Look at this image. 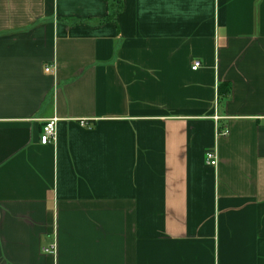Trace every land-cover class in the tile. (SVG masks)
I'll use <instances>...</instances> for the list:
<instances>
[{"label": "crops", "instance_id": "1", "mask_svg": "<svg viewBox=\"0 0 264 264\" xmlns=\"http://www.w3.org/2000/svg\"><path fill=\"white\" fill-rule=\"evenodd\" d=\"M0 264H264V0H0Z\"/></svg>", "mask_w": 264, "mask_h": 264}, {"label": "built area", "instance_id": "2", "mask_svg": "<svg viewBox=\"0 0 264 264\" xmlns=\"http://www.w3.org/2000/svg\"><path fill=\"white\" fill-rule=\"evenodd\" d=\"M201 68V62H195L194 63V70H198ZM45 71L47 73H54L55 69L53 66H48L46 67ZM215 120L218 121L219 118L215 116ZM57 125H58V119L54 118L46 123V125L43 128V133L41 137V144L44 146L47 145H55L57 143ZM221 136H226L228 135V132L220 133ZM206 164L210 167H217L219 164V158H218V153L216 150H211L206 153ZM53 252L55 250H52ZM50 250H46V252H52Z\"/></svg>", "mask_w": 264, "mask_h": 264}, {"label": "trees", "instance_id": "3", "mask_svg": "<svg viewBox=\"0 0 264 264\" xmlns=\"http://www.w3.org/2000/svg\"><path fill=\"white\" fill-rule=\"evenodd\" d=\"M229 95H230V92H228V94L226 93V99H228L229 98Z\"/></svg>", "mask_w": 264, "mask_h": 264}]
</instances>
